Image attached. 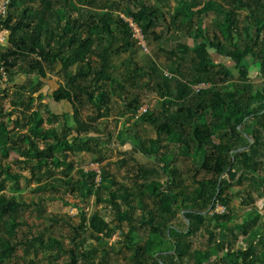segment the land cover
<instances>
[{"label":"trees","instance_id":"obj_1","mask_svg":"<svg viewBox=\"0 0 264 264\" xmlns=\"http://www.w3.org/2000/svg\"><path fill=\"white\" fill-rule=\"evenodd\" d=\"M61 1L58 4L56 0H8L6 14L0 17V31H8L5 48L0 49V117L7 115L6 122L0 120V262L11 258L18 247L26 244V240L19 241L17 237L19 211L25 203L15 195L22 190L20 179L25 176L10 170L6 161L12 154L18 155L14 162L23 164L29 171L28 181L39 183L37 192L61 191L81 200L94 197L97 205L99 194L107 189L96 181L100 174L105 179L106 172L99 174L84 168L76 169L74 182L57 176L50 182L43 179L55 175L54 168L70 173L75 166L67 152L91 151V140L101 134L94 121L104 114L96 104V97L100 95V104L109 101L106 87L111 82L117 83L109 73L112 67L109 54H135L136 46L143 47L134 35L128 21L131 19L145 40L152 39L169 55L168 71L176 82L173 87L166 78L163 80L155 62L147 71L138 73L137 67L130 74V77L136 74L137 78L151 79L157 75L162 80L155 87L160 88L163 110L146 119L157 132L153 143L159 145L162 135L172 133V123L180 129L186 153L197 163L198 170L191 177V184H185L181 173L172 165V155L140 145V152L154 159L167 179L154 180L149 185L153 205L138 218L125 186L115 191L108 189L113 208L121 220L129 222L128 232L122 231L124 247L130 252L125 264H160V260L164 264H237L239 259L243 264H264V211L260 212L254 204L255 195L264 199V81L260 89H255L247 61L251 57L259 63L264 78V0H224L232 7L216 0H175L168 17L148 0H120L126 2L125 16L112 12L120 7V2L114 0H109V5L108 0ZM157 1L164 8L169 2ZM242 9L249 13L243 20L239 17ZM211 13L214 14L209 22L211 31L214 28L218 31L209 35L210 29L204 30L202 24ZM158 25L166 31H154ZM164 37L173 48L163 46ZM183 38H189L193 44L183 42ZM212 49L229 57L234 66L217 64ZM48 73L62 77L51 97L56 103L66 101L73 107L76 126L65 122L59 131L51 125L58 115L48 106L46 116L38 110L26 115L18 108L19 105L29 108L22 97L26 89L23 84H15L16 97L11 102L26 123H20V118H10L11 112H3L7 85L15 83L17 75L46 79ZM4 75H8L7 82ZM227 82L231 85L227 86ZM201 84L211 86L196 90ZM119 87L120 91L115 92L124 99L126 110L137 114L141 108L140 95L126 91L125 84ZM87 104L96 106L98 112L88 116L89 122L77 116ZM171 106H177V112H171ZM63 116L67 120L70 115ZM246 135L254 144L249 150L235 153L233 161L230 152L250 144ZM200 149H205V153L196 160ZM201 171L209 178L198 180ZM219 181L221 188L214 208L204 215L202 212L212 204ZM9 182H12L11 192L7 191ZM118 192L127 205L124 211L116 200ZM233 196L240 198L246 209L237 220ZM218 206L222 207L221 212L216 211ZM184 210L194 212L182 216ZM81 215L85 223L72 227L73 247L64 249L57 240L48 241L45 246L63 250L67 254L65 264H102L105 259L98 255V248H84L87 240L80 238V230L86 225L87 212L81 211ZM178 215L183 227L175 224ZM186 218L190 221L187 233ZM88 219L92 237L100 245L120 227L109 224L99 211H93ZM138 226L148 227L145 239L134 237ZM218 231L225 236L218 238ZM239 238L245 247L238 246ZM174 248L175 252L169 253ZM102 252L107 253L106 249Z\"/></svg>","mask_w":264,"mask_h":264},{"label":"rangeland","instance_id":"obj_2","mask_svg":"<svg viewBox=\"0 0 264 264\" xmlns=\"http://www.w3.org/2000/svg\"><path fill=\"white\" fill-rule=\"evenodd\" d=\"M56 2L58 4L63 3L61 0ZM120 2V0H114ZM153 5L158 7L163 12H166L167 17L171 13L172 8L175 6V0H168L166 7H162L161 3L157 0H148ZM218 3H222L225 6H233L224 0H216ZM106 2V1H105ZM110 1H107V5ZM57 5V4H55ZM4 7L3 3L1 4ZM126 8V2H120V7L116 12L112 11L115 15H124L123 9ZM216 8V5H214ZM0 12L3 14L2 9ZM243 15H248L246 9L239 11V17L242 19ZM214 14L211 13L205 18L202 28L205 30H212V21ZM128 21L133 24L131 19ZM242 22V21H241ZM134 25V24H133ZM135 26V25H134ZM136 30L135 37L139 39V43L143 45L137 47L135 54H123L117 56L115 54H109L112 61V67L110 70V76L117 81V83H110L107 88L109 95V101L103 104L99 103L100 95L96 97V104L101 107V111L104 117H101L94 124L98 127L101 134L94 137L91 140V151H75L67 152L68 159L75 166L69 173L67 170L61 168H54L52 172L53 176H45L43 182H50L55 176L62 177L67 181H75L77 179L76 169L84 168L86 171H96L97 173L106 172L105 179L100 176L96 179L97 184L106 186L107 189H103L99 194V202L96 205V198L81 200L76 199L73 195L65 194L64 192H37L35 188L38 186L37 181H28L30 173L27 169L23 168V164L15 163L14 160L18 158V155L12 154L6 163L10 164V170L14 173H21L25 177L20 179L21 191L15 193L20 201L25 203L24 207L19 211V226L17 229L18 240H26V244L18 247L14 255L6 260L0 262V264H65L67 262V254L63 250H57L55 248L46 247L48 241L57 240L63 245L64 249L74 246L73 237L75 232L72 227H78L84 225V220L81 215V211L87 212L86 225L80 230V238L86 239L87 243L84 248L90 250L92 248H98L99 256L104 257L105 262L102 264H125L129 259L130 252L124 247L123 242L125 237L122 231L128 232L129 222L127 220H121L117 211L113 208L110 200V196L107 194L109 190L115 191L121 186H125L129 191V196L132 199V204L135 207V217L138 218L142 214H145L143 210L153 205V200L150 198L149 185L154 180L165 181L167 177L163 173L162 169L156 164V161L149 156L140 152V145L144 144L147 147L159 149L160 153H167L172 155L174 160L172 161L173 167H175L182 175L184 183L191 184V180L198 170L197 163L186 153L184 147V140L180 134V129L173 127V131L170 134L162 135L159 145L154 144L153 141L157 138L156 129L148 123L146 120L151 115L161 112L162 100L160 88L156 86V82L161 80L157 75L152 79L151 77L144 76L138 77L131 76L130 74L137 70L140 73L142 70L147 71L148 67L155 62L158 65V70L163 73L162 79L165 78L169 81L170 86L175 87L176 82L172 79L174 76L168 71L169 55L159 49L158 44L152 39L145 40L140 33V29ZM139 30V31H138ZM156 32L166 31L162 26H156L154 29ZM218 29L211 31L209 35L216 33ZM8 32V31H7ZM4 33V32H3ZM0 31V49L5 48L7 34H3ZM5 35V37H4ZM222 36V35H221ZM165 37H168L165 36ZM164 37L162 44L165 48H173V45ZM212 38V36H211ZM237 40V39H235ZM183 42L193 44V41L189 38H183ZM214 61L220 64L222 61L226 66L233 67L234 63L230 61L229 57H225L216 53L215 50H211ZM98 58V57H96ZM99 60V58H98ZM220 61V62H219ZM138 64V65H137ZM237 73V71H235ZM8 75H4L3 80L7 82ZM62 81V77L58 75H52L48 73L46 79H42L36 75L25 77L23 75H17L15 83H9L8 96L2 101L3 112H11L10 118L16 120L20 118V123H26L25 118L21 117L19 112L14 111L17 108L11 99L16 97L14 94L15 84H23L26 89L23 91V99L27 107L19 105L18 108L25 111L28 115L30 112L38 110L42 115L46 116L48 106L53 113L58 115V118L51 124L59 131L62 130L65 122H68L70 126H76L74 119V109L66 101L56 103L51 97L52 93L58 88ZM162 81V80H161ZM119 84L126 85V91L130 93H137L141 97V108L137 114L128 112L125 108L124 99H120L116 94L120 91ZM227 86L231 85V82L226 83ZM211 84H201L195 87L207 88ZM261 87V86H260ZM37 90V91H36ZM174 90V89H173ZM176 92V91H175ZM177 106H171V112H177ZM97 108L91 104H87L83 109H80L77 115L81 121H88V116L96 115ZM69 114L70 116L66 120L63 116ZM0 120L7 121L6 117H0ZM211 120V117H208ZM162 122V121H160ZM159 122V123H160ZM9 126L13 124L9 122ZM49 126V125H46ZM242 128V125H241ZM22 131L27 129L21 128ZM93 134V133H90ZM246 134V133H245ZM102 136V137H101ZM136 137L139 139L135 140ZM214 142L218 143L217 138H213ZM138 143L135 145L133 142ZM205 153V149H200L196 160H199L200 156ZM60 158L63 159L61 155ZM69 174V175H68ZM209 176L201 171L197 174L198 180H206ZM11 184L8 183L7 191L11 192ZM109 189V190H108ZM235 189H238L237 186ZM117 202L122 206V210L127 209V205L124 203L123 196L120 192L117 193ZM256 194V193H255ZM254 194V195H255ZM183 197H181L182 199ZM255 206L260 212L264 211V199L255 195ZM232 206L234 208L235 219H240L243 212L246 210L241 203V199L237 196L232 197ZM151 209V208H149ZM148 209V210H149ZM223 209L221 206L216 208V211L221 212ZM93 211H99L101 216L109 222L112 226L119 225V229L109 238H106V243L97 241L93 236V231L89 224V217ZM264 220V218H262ZM83 224V225H82ZM175 224L183 227L180 215L175 220ZM148 227L138 226L133 232L134 237H140L145 239L147 236ZM217 237L222 238L225 235L222 231L217 232ZM97 236V234H95ZM238 246L245 247V242L242 239H238ZM107 253H103L105 250ZM260 252V250H258ZM237 264H243L241 259Z\"/></svg>","mask_w":264,"mask_h":264},{"label":"water","instance_id":"obj_3","mask_svg":"<svg viewBox=\"0 0 264 264\" xmlns=\"http://www.w3.org/2000/svg\"><path fill=\"white\" fill-rule=\"evenodd\" d=\"M239 129H241V125L239 126ZM247 136V135H246ZM247 138L249 139V141H250V144L248 145V146H244V147H241V148H238V149H236V150H232L231 152H230V154L232 155V158H233V161L235 160V158H234V154L235 153H238V152H242V151H246V150H249V149H251V147L253 146V144H254V141L250 138V137H248L247 136ZM231 169V166L228 168V170L225 172V173H223L222 175H221V178H220V181H221V179L228 173V171ZM219 181V183H218V187H217V192H216V194H215V196H214V198H213V201H212V204L209 206V208L206 210V211H204V212H202V214H204V215H206V214H208V213H210L211 211H212V209L214 208V205H215V203H216V201H217V198H218V195H219V193H220V188H221V182ZM185 212H194V211H191V210H184V211H182V216H184L185 215ZM186 221L188 222V229L185 231L186 233L189 231V228H190V221L186 218ZM173 227V226H172ZM170 232V230H168V233ZM175 252V248L171 251V252H169V253H174ZM160 262V264H164L161 260L159 261Z\"/></svg>","mask_w":264,"mask_h":264},{"label":"crops","instance_id":"obj_4","mask_svg":"<svg viewBox=\"0 0 264 264\" xmlns=\"http://www.w3.org/2000/svg\"><path fill=\"white\" fill-rule=\"evenodd\" d=\"M245 15L242 14V17H244ZM189 45H192V44H189ZM230 61H232V60H230ZM247 61H248V70H249V74H250V78L252 80V83L254 84L255 89H260L263 86V81H264V78L260 73V64L255 63L251 57H248ZM222 63L223 62L221 61L220 64H222ZM223 64H225V63H223Z\"/></svg>","mask_w":264,"mask_h":264},{"label":"built area","instance_id":"obj_5","mask_svg":"<svg viewBox=\"0 0 264 264\" xmlns=\"http://www.w3.org/2000/svg\"><path fill=\"white\" fill-rule=\"evenodd\" d=\"M3 3V5H4V7H2L1 6V4ZM7 5H8V0H0V8L2 9V12H3V14L0 12V17L1 16H5V14H6V10H7ZM132 26H133V29H134V35H136V30H135V27H137V26H134L133 24H131ZM137 29H139L138 27H137ZM139 31V30H138ZM4 32V33H3ZM2 33L3 34H7V31L6 30H3L2 31ZM140 33H141V31H140ZM142 35V34H141ZM4 37H5V35H4ZM140 40H141V38H139ZM198 89H200V88H198Z\"/></svg>","mask_w":264,"mask_h":264},{"label":"bare ground","instance_id":"obj_6","mask_svg":"<svg viewBox=\"0 0 264 264\" xmlns=\"http://www.w3.org/2000/svg\"><path fill=\"white\" fill-rule=\"evenodd\" d=\"M228 15V14H227ZM225 19V18H224ZM52 27V26H51ZM246 51V50H245ZM65 75V74H64ZM63 89V88H62ZM102 137V136H101ZM254 138V137H253Z\"/></svg>","mask_w":264,"mask_h":264}]
</instances>
